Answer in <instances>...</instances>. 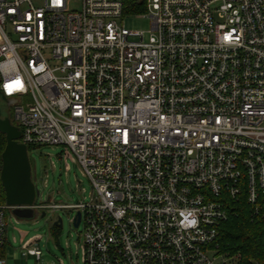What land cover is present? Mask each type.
Masks as SVG:
<instances>
[{"label": "built area", "instance_id": "built-area-1", "mask_svg": "<svg viewBox=\"0 0 264 264\" xmlns=\"http://www.w3.org/2000/svg\"><path fill=\"white\" fill-rule=\"evenodd\" d=\"M137 2L144 13L0 0L18 142L62 147L93 190L26 208L80 213L81 264H223L219 225L242 208L264 221V0ZM127 15L149 31L127 30ZM11 209L0 202V249Z\"/></svg>", "mask_w": 264, "mask_h": 264}, {"label": "rangeland", "instance_id": "rangeland-1", "mask_svg": "<svg viewBox=\"0 0 264 264\" xmlns=\"http://www.w3.org/2000/svg\"><path fill=\"white\" fill-rule=\"evenodd\" d=\"M145 10L141 13H144ZM124 27L130 31L148 32V18L127 15L123 18ZM11 107L1 98V117H11ZM30 168V179L38 192L37 200L43 203L77 204L87 202L93 194L91 184L85 178L71 157L64 156L62 147L43 145L26 150ZM38 211L32 219H17L7 214L6 247L2 257L5 264H81V227H72L75 211ZM60 217L62 228L54 235V220ZM39 236L38 248L41 259L37 261L21 249L22 243ZM32 247V246H31ZM29 247V249H31Z\"/></svg>", "mask_w": 264, "mask_h": 264}, {"label": "trees", "instance_id": "trees-1", "mask_svg": "<svg viewBox=\"0 0 264 264\" xmlns=\"http://www.w3.org/2000/svg\"><path fill=\"white\" fill-rule=\"evenodd\" d=\"M123 0L125 13H141L145 10L143 2ZM5 136L0 133V168L1 154L5 148ZM34 147H26V150ZM0 202L5 203L4 191L0 183ZM60 228L53 226L56 235ZM210 247L215 248V255L223 258V264H264V221H251L247 210L242 208L236 216H231L218 227V235ZM5 247L0 249L4 256Z\"/></svg>", "mask_w": 264, "mask_h": 264}, {"label": "water", "instance_id": "water-1", "mask_svg": "<svg viewBox=\"0 0 264 264\" xmlns=\"http://www.w3.org/2000/svg\"><path fill=\"white\" fill-rule=\"evenodd\" d=\"M4 102L11 106L12 102L1 95ZM0 133L5 136V148L1 154L0 183L4 191L5 205L12 216L17 219H32L35 211L31 207L37 200L38 192L30 179V168L26 157V147L19 144V130L11 124L9 117H1ZM45 213L42 212L41 217ZM72 227L77 229L80 213L75 212ZM53 226L62 228V220L57 217Z\"/></svg>", "mask_w": 264, "mask_h": 264}, {"label": "crops", "instance_id": "crops-1", "mask_svg": "<svg viewBox=\"0 0 264 264\" xmlns=\"http://www.w3.org/2000/svg\"><path fill=\"white\" fill-rule=\"evenodd\" d=\"M40 240V237L39 236H35V237H32V238H30V239H28L25 243H27V244H29V247H31V248H38V241ZM24 243V242H23ZM22 243V244H23ZM5 247H6V245H5ZM28 247V248H29ZM21 249H22V245H21ZM39 249V248H38ZM27 254V253H26ZM28 255V254H27ZM0 257H2L1 255H0ZM40 259H41V257H40Z\"/></svg>", "mask_w": 264, "mask_h": 264}, {"label": "flooded vegetation", "instance_id": "flooded-vegetation-1", "mask_svg": "<svg viewBox=\"0 0 264 264\" xmlns=\"http://www.w3.org/2000/svg\"><path fill=\"white\" fill-rule=\"evenodd\" d=\"M20 144V143H19Z\"/></svg>", "mask_w": 264, "mask_h": 264}]
</instances>
